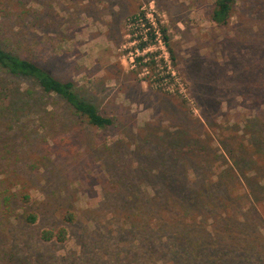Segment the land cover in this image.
<instances>
[{
  "label": "rangeland",
  "instance_id": "374dc122",
  "mask_svg": "<svg viewBox=\"0 0 264 264\" xmlns=\"http://www.w3.org/2000/svg\"><path fill=\"white\" fill-rule=\"evenodd\" d=\"M211 6L0 0L12 51L71 80L113 120L90 126L62 98L0 72V264L8 250V264H264V0H235L225 26ZM144 10L168 29L176 91L134 66L128 19ZM173 140L202 146L179 171L195 200L184 216L146 203L160 181L123 165L158 145L171 156ZM200 238L210 247L189 244Z\"/></svg>",
  "mask_w": 264,
  "mask_h": 264
},
{
  "label": "trees",
  "instance_id": "16d2710c",
  "mask_svg": "<svg viewBox=\"0 0 264 264\" xmlns=\"http://www.w3.org/2000/svg\"><path fill=\"white\" fill-rule=\"evenodd\" d=\"M234 3L235 0H212V6L210 11L211 20L219 26L227 25L232 15V9ZM134 17L136 18L141 17L145 22V25H147L150 28L148 32L149 35L147 37V40L139 41L137 43V48L140 51H142L143 49H145V47L153 43L155 34L152 31V25L148 23L145 17L144 11L135 14L131 18ZM156 23L159 28L162 41L169 53V56L171 60L174 61V53L170 47V42H169L170 38L168 34V29L164 24L161 23V20L159 18H156ZM10 30H12V27L9 24H7L6 22L5 23L0 22V72L1 73H4L5 75L8 76L29 80L33 84H36V86H38L43 93L47 95L54 94V96L62 98L66 102V104L77 114V116L83 118L86 121V123L89 124L90 126L96 127L98 129L101 128L103 129L106 128L107 126H110L113 123L112 117L101 114L94 103L87 101L84 98L78 96V94L74 89V84L71 80L60 79L56 77L51 70H49L46 66H44L40 62L35 61L29 57L18 55L15 52H13L11 47L9 46L10 44H8L5 39ZM17 32L13 31L12 34H16ZM132 33L133 31L131 32V34ZM10 37L11 36H9L8 39ZM158 54H159L158 51H152V52H147L144 55L135 56L134 61L138 68V70L136 71L139 70L142 71L144 67H146L149 70H153L154 68H156V65L158 64L164 65V60L162 58L159 59L155 58ZM164 70H166L165 66H164ZM167 77H170V75L167 74ZM255 82L258 83L257 80ZM262 85H264V82ZM260 87L261 85H259L256 89L259 91ZM26 92L30 93L31 90L27 88ZM259 94L261 95V93ZM254 98L257 100L260 99L259 95H257ZM262 115L264 117V114ZM172 144H173L172 148L174 150L171 151L172 152L171 156L165 155L167 150L162 149L160 145H158L156 146L154 151L148 149L146 153H148L149 155H147L143 159L140 160L138 158V155L136 154L135 159L138 160H132L128 165L125 164L123 165L124 167H130L131 169H133L134 167L136 168L135 163L137 161V166L140 165L144 169H148V170L150 169L148 171V174L152 175L154 178L160 181V186H162L161 190L155 189L154 197L150 199H145L146 203L155 206L156 211L169 209V208H181L184 216L187 214V211H189L190 207L193 205V202L195 200L194 198L191 197L192 189L191 187L188 186L189 182H191V179L184 177L182 175L179 176V171L184 169L186 165H189L190 163L192 164L195 163V159L188 160L187 157H189V155L191 154L190 150L192 148L197 150L199 154L202 146L198 143L195 145H193L192 143L186 145V143L177 142L175 140H173ZM185 154H187V157L184 156ZM196 161H197L196 162L197 165L201 164L202 162L203 163L205 162V160L204 159L201 160L200 157H198ZM137 172L138 169L136 170V173ZM174 175L178 177H175ZM11 196H7V199L10 198ZM7 199L4 198V202H6ZM27 200H28V196L26 195L24 197V201ZM127 203L128 202L125 201L122 204H127ZM66 217L68 220L72 219V215L69 213L66 214ZM35 218L36 217L33 214L27 216V220L31 223L35 221ZM167 222L168 224H170L169 221ZM158 227L161 228V225ZM65 234H66V230L60 229L58 234H56V237L58 240L62 241L65 239ZM41 236L45 240H50L53 238L54 234L51 231H44L42 232ZM209 238H204V239L200 238L196 243L190 242L189 244L194 245L197 249H202V248L205 249V247L209 248L210 247ZM226 245L227 244H225L224 242H220L219 240L218 242L219 248L225 249ZM247 247L249 248V250L255 249V247L253 246L248 245ZM11 256H12L11 250L6 251V261H8L9 259L10 261H12L13 259H11Z\"/></svg>",
  "mask_w": 264,
  "mask_h": 264
},
{
  "label": "built area",
  "instance_id": "2783aa9c",
  "mask_svg": "<svg viewBox=\"0 0 264 264\" xmlns=\"http://www.w3.org/2000/svg\"><path fill=\"white\" fill-rule=\"evenodd\" d=\"M144 12H145V17H146L148 23H150L152 25V31L155 34V37H154V41L152 44L148 45L147 47H145V49L140 51L137 48V43L139 41H146L147 40V37L149 35L148 32H149L150 28L147 25H145V22L143 21V19L141 17L129 18L128 19V27L131 31H133V33L131 34L132 37L134 35L131 43H133V45L135 46V48H134L135 56L144 55L147 52L158 51L159 54L155 58L156 59L162 58L164 60V65L158 64V65H156V68H154L153 70H149L146 67H144L142 69V71L146 70L147 75L144 76L142 81L145 80L149 84L155 85V86H157V88L162 89V90L164 89V90H168V91H170V90L176 91V89L178 90V87L173 86V85H174V81H175V75L177 73L171 67V65H172L171 58H170L169 53H168V51H167V49H166V47L162 41L161 34L159 32V28H158L157 23H156V19L155 18L153 19L152 16H150L149 12H147V10H144ZM152 15L154 17V14H152ZM168 56L170 58L169 61H168ZM134 57H133V62H134V66L136 67ZM164 66L166 67V70H164ZM167 74H169L170 77H167Z\"/></svg>",
  "mask_w": 264,
  "mask_h": 264
}]
</instances>
